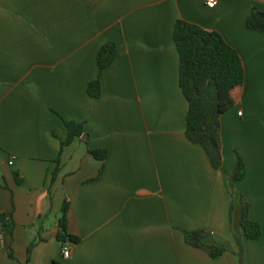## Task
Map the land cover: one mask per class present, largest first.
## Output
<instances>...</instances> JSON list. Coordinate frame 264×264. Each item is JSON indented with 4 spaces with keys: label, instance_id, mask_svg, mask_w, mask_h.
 Instances as JSON below:
<instances>
[{
    "label": "crops",
    "instance_id": "0c3cea01",
    "mask_svg": "<svg viewBox=\"0 0 264 264\" xmlns=\"http://www.w3.org/2000/svg\"><path fill=\"white\" fill-rule=\"evenodd\" d=\"M253 9L264 0H0V264L25 263L40 239L29 264H239L230 209L243 234L241 195L263 231L244 241L245 264H264V33L247 27ZM178 20L219 32L245 65L222 117L221 170L186 137ZM108 42L118 57L94 99L87 87ZM65 122L87 136L62 149ZM101 149L104 161L90 153ZM236 153L248 175L232 198ZM65 201L81 240L69 260L57 239ZM194 231L226 254L189 246Z\"/></svg>",
    "mask_w": 264,
    "mask_h": 264
},
{
    "label": "trees",
    "instance_id": "16d2710c",
    "mask_svg": "<svg viewBox=\"0 0 264 264\" xmlns=\"http://www.w3.org/2000/svg\"><path fill=\"white\" fill-rule=\"evenodd\" d=\"M247 27L251 31L264 33V12L253 9L247 20ZM174 41L180 55V88L188 102L186 137L196 145L201 146L216 170H221L224 164L222 141V117L230 111L240 89L245 82L244 62L224 37L216 31H208L195 24L178 20L174 31ZM118 57V46L114 42L106 43L99 51L97 57L98 78L88 84L87 92L91 98L98 99L102 96V76ZM68 137L62 142V149L70 146L76 139L86 137L83 124L65 122ZM92 156L104 161L108 158L107 150H92ZM237 161L233 174L230 177L232 198L236 192L235 182L247 178L248 169L242 155L236 153ZM52 174L54 184L61 172V165ZM103 172L101 169L100 173ZM235 206L232 201L230 216L233 217ZM70 203L65 201L61 216L58 220V242L63 247L65 244L77 245L80 238L73 236L69 231ZM240 226L247 241H257L262 235V226L251 218L250 204L244 195L240 198ZM2 230L0 228V236ZM210 235L201 231L185 232L186 243L196 249L204 250L212 259H218L226 254L224 247L207 245L204 241ZM234 239L239 247V264H245L246 250L241 236L234 234ZM40 240L33 241L27 249L29 264L33 252ZM1 247V237H0ZM10 259L17 258L13 252H7Z\"/></svg>",
    "mask_w": 264,
    "mask_h": 264
},
{
    "label": "built area",
    "instance_id": "2783aa9c",
    "mask_svg": "<svg viewBox=\"0 0 264 264\" xmlns=\"http://www.w3.org/2000/svg\"><path fill=\"white\" fill-rule=\"evenodd\" d=\"M206 5L210 9L216 8L218 5V0H206ZM62 255L65 260H69L72 256V245L71 244H65L62 247Z\"/></svg>",
    "mask_w": 264,
    "mask_h": 264
},
{
    "label": "rangeland",
    "instance_id": "374dc122",
    "mask_svg": "<svg viewBox=\"0 0 264 264\" xmlns=\"http://www.w3.org/2000/svg\"><path fill=\"white\" fill-rule=\"evenodd\" d=\"M234 206H235V204H234ZM236 208H238V205L236 206ZM236 208L234 209V212H233V217H232V220H231V216H230V222H231V231H232V235H233V237H234V234H237L238 236H241L242 238H243V240L244 241H246L245 240V238H244V234H240L239 232H235L234 231V228H233V221H234V214H235V210H236ZM201 232H205V233H210L209 231H201ZM210 236V235H209ZM208 236V237H209ZM235 240V239H234ZM236 242V241H235ZM244 244H245V242H244ZM236 245H237V243H236ZM237 247H238V245H237ZM237 254H239V247H238V252H237ZM238 258H239V256H238Z\"/></svg>",
    "mask_w": 264,
    "mask_h": 264
}]
</instances>
